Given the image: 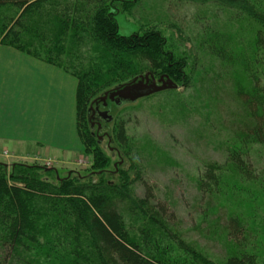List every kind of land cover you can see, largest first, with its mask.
<instances>
[{
    "label": "trees",
    "instance_id": "1",
    "mask_svg": "<svg viewBox=\"0 0 264 264\" xmlns=\"http://www.w3.org/2000/svg\"><path fill=\"white\" fill-rule=\"evenodd\" d=\"M124 1L128 9L138 0ZM164 1L210 4L250 26L245 44L228 41L220 31L203 41L209 55L243 73L247 82L236 85L237 117L222 123L230 141L222 148V161L205 160L196 179L203 219L218 230L223 253L213 257L177 229L167 205L156 200L153 186L143 180L140 150L130 142L124 121L115 123L113 136L129 166L120 170L116 182L106 179L108 157L87 129L90 98L138 74H166L176 84L190 86L186 67L192 69L165 51L161 32L147 25L140 34L121 35L116 0H0V43L77 79L76 131L83 152L91 155V169L99 170L60 175L37 164L16 161L8 168L0 161L3 264H258L254 228L230 197L232 191L247 193L252 185L264 193V0ZM80 35L103 53L77 70L68 64V49ZM227 170L233 183L223 179ZM138 182L142 195L136 193ZM157 234L170 239L172 254L159 250Z\"/></svg>",
    "mask_w": 264,
    "mask_h": 264
},
{
    "label": "rangeland",
    "instance_id": "2",
    "mask_svg": "<svg viewBox=\"0 0 264 264\" xmlns=\"http://www.w3.org/2000/svg\"><path fill=\"white\" fill-rule=\"evenodd\" d=\"M124 2L116 0L113 3L117 9L119 33L140 34L147 25L157 28L165 39V51L176 59H183L192 69L190 72L186 67L190 86L185 87L179 82L176 88L163 89L133 101L121 100L119 103L106 98V105H100L99 110L106 111L111 119H102L97 114L92 117L93 108L90 109V106L93 102L119 85L107 87L90 98L91 111L86 114L87 129L108 157L103 167L106 179L116 182L120 179V170L129 166L113 136L115 123L124 121L130 142L140 150L139 163L143 165L145 173L143 180L153 186L156 200L167 205L174 224L185 239L195 241L217 257L223 253V242L213 223L203 219V203L199 200L196 179L205 160L222 161V148L230 142L229 132L223 125H228L229 119L237 117L239 104L235 100L236 85H246L247 82L243 73L238 70L232 72L209 55L203 41L210 33L220 31L228 41L245 44L250 39V26L244 21L238 22L231 12L221 11L210 4L178 5L172 1L138 0L135 5L131 4L132 8L127 9L123 8ZM131 5L129 3L128 7ZM80 36L71 39V49L67 46L71 52L68 64L77 70L99 59L103 53L88 37ZM35 158L23 162L54 168L60 175L69 174L71 170L80 171L83 175L99 172L91 169V155L84 152H80L73 163H57L56 167L50 159ZM6 165L10 168L11 163ZM224 172L226 176L223 179L233 183L235 180L232 181V177L226 178L232 176L230 170ZM230 182L228 186H231ZM135 186L136 193L142 195L140 182ZM258 188L252 185L247 188V193L232 191L230 198L235 210L243 212L253 226L258 264H264V193ZM255 191L256 194H253ZM157 235L159 250L172 254L170 239ZM3 255L0 249V264H3Z\"/></svg>",
    "mask_w": 264,
    "mask_h": 264
},
{
    "label": "crops",
    "instance_id": "3",
    "mask_svg": "<svg viewBox=\"0 0 264 264\" xmlns=\"http://www.w3.org/2000/svg\"><path fill=\"white\" fill-rule=\"evenodd\" d=\"M76 88L73 75L0 43V161L73 163L83 152Z\"/></svg>",
    "mask_w": 264,
    "mask_h": 264
},
{
    "label": "water",
    "instance_id": "4",
    "mask_svg": "<svg viewBox=\"0 0 264 264\" xmlns=\"http://www.w3.org/2000/svg\"><path fill=\"white\" fill-rule=\"evenodd\" d=\"M177 84L166 74L158 76L156 79L153 74L148 72L133 78L131 81L121 84L103 93L99 99L119 103L121 100H136L140 97L148 96L163 89L176 88ZM103 118L111 119L106 111L101 112Z\"/></svg>",
    "mask_w": 264,
    "mask_h": 264
},
{
    "label": "flooded vegetation",
    "instance_id": "5",
    "mask_svg": "<svg viewBox=\"0 0 264 264\" xmlns=\"http://www.w3.org/2000/svg\"><path fill=\"white\" fill-rule=\"evenodd\" d=\"M155 77V76H154ZM156 78V77H155ZM158 78V77H157ZM156 78V79H157ZM92 104V103H91ZM100 105H106V102L105 101H102L101 99H97L96 101H94L93 102V104L90 106V109H92L93 108V110H92V117H94L95 116V114H97V116H99L100 118H102L103 119V117H102V115H101V110H99V106ZM91 111V110H90Z\"/></svg>",
    "mask_w": 264,
    "mask_h": 264
},
{
    "label": "built area",
    "instance_id": "6",
    "mask_svg": "<svg viewBox=\"0 0 264 264\" xmlns=\"http://www.w3.org/2000/svg\"><path fill=\"white\" fill-rule=\"evenodd\" d=\"M3 154H5V155H6V154H7V153H6V151H3Z\"/></svg>",
    "mask_w": 264,
    "mask_h": 264
}]
</instances>
